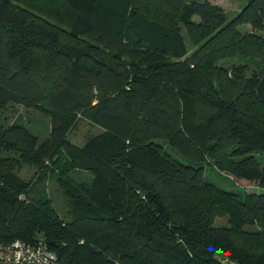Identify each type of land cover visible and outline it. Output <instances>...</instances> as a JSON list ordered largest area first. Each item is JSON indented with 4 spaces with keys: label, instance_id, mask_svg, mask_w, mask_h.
Wrapping results in <instances>:
<instances>
[{
    "label": "trees",
    "instance_id": "trees-1",
    "mask_svg": "<svg viewBox=\"0 0 264 264\" xmlns=\"http://www.w3.org/2000/svg\"><path fill=\"white\" fill-rule=\"evenodd\" d=\"M14 106L48 136L6 121ZM81 121L101 132L79 146ZM45 176L62 215L30 195ZM13 240L59 264H264V0L231 18L208 0H0V243Z\"/></svg>",
    "mask_w": 264,
    "mask_h": 264
},
{
    "label": "rangeland",
    "instance_id": "rangeland-1",
    "mask_svg": "<svg viewBox=\"0 0 264 264\" xmlns=\"http://www.w3.org/2000/svg\"><path fill=\"white\" fill-rule=\"evenodd\" d=\"M215 3H221L223 8L225 9L228 17L231 18L235 15L236 11H238L239 6L246 0H212ZM230 63H220L222 67H227ZM4 119L6 121H11L15 117L16 119L21 118L23 124L25 123L27 127L30 129L32 133L37 135L40 140H44L46 136H48L50 131V125L48 119L32 110L23 109L19 106H14L12 109L7 110L3 114ZM101 131L91 126L85 122H78L75 126L74 130L70 133V140L76 145H82L89 137L99 134ZM33 172L31 170H23L22 177L23 178H32ZM204 179L206 182L212 183L217 185L218 187L230 191L233 193L242 194V190L246 193L249 192H257L255 188L248 187L245 185V188L242 189L238 185H236L231 179L227 178L226 176L218 173L215 169L207 168L204 172ZM241 186L243 184L241 183ZM33 196H45L51 202L55 210L59 215L64 213V207L66 205L65 197L62 191L59 189L55 181L52 179L51 176H45V179L37 184V186L33 189L30 194Z\"/></svg>",
    "mask_w": 264,
    "mask_h": 264
},
{
    "label": "built area",
    "instance_id": "built-area-1",
    "mask_svg": "<svg viewBox=\"0 0 264 264\" xmlns=\"http://www.w3.org/2000/svg\"><path fill=\"white\" fill-rule=\"evenodd\" d=\"M0 264H59L55 255L48 250L46 244L37 240L26 243L13 240L0 243Z\"/></svg>",
    "mask_w": 264,
    "mask_h": 264
},
{
    "label": "crops",
    "instance_id": "crops-1",
    "mask_svg": "<svg viewBox=\"0 0 264 264\" xmlns=\"http://www.w3.org/2000/svg\"><path fill=\"white\" fill-rule=\"evenodd\" d=\"M209 2H211V3H213V4H215V5H218V6H220V7H222L223 8V6H222V4L221 3H215V2H213L212 0H208ZM244 5V2H242V4L239 6V9H238V11L242 8V6ZM224 9V8H223ZM225 10V9H224ZM238 11H236V12H238ZM226 12V11H225Z\"/></svg>",
    "mask_w": 264,
    "mask_h": 264
}]
</instances>
